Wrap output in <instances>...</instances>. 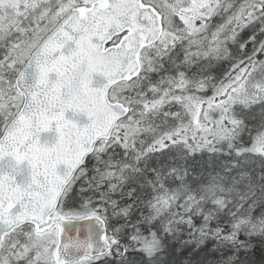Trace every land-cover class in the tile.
Segmentation results:
<instances>
[{
  "label": "snow or ice",
  "instance_id": "1",
  "mask_svg": "<svg viewBox=\"0 0 264 264\" xmlns=\"http://www.w3.org/2000/svg\"><path fill=\"white\" fill-rule=\"evenodd\" d=\"M0 264H264V0H0Z\"/></svg>",
  "mask_w": 264,
  "mask_h": 264
}]
</instances>
